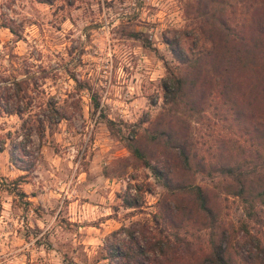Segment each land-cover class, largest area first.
Returning a JSON list of instances; mask_svg holds the SVG:
<instances>
[{"label": "rangeland", "instance_id": "374dc122", "mask_svg": "<svg viewBox=\"0 0 264 264\" xmlns=\"http://www.w3.org/2000/svg\"><path fill=\"white\" fill-rule=\"evenodd\" d=\"M197 1L0 0V86L27 76L35 82L31 113L49 101L63 115L42 140L34 132L27 138L16 114L0 116V264H117L105 255L109 242L125 238L114 231L140 222L156 233L153 216L165 189L132 157L126 138L158 155L161 147L149 135L171 107L204 161L228 131L226 108L210 88L198 98V113L185 99L165 108L164 79L185 66L165 39L179 38L192 49L207 43L195 41ZM237 1L250 0H218L214 10L231 15L236 9L240 21ZM163 116L161 128L168 123ZM12 140L20 143L16 164L9 157ZM27 159L34 160L29 171L21 168ZM207 173L189 171L186 181L209 189L225 226L238 224L240 202L225 195L218 174ZM179 232L194 247L208 241L201 223Z\"/></svg>", "mask_w": 264, "mask_h": 264}, {"label": "trees", "instance_id": "16d2710c", "mask_svg": "<svg viewBox=\"0 0 264 264\" xmlns=\"http://www.w3.org/2000/svg\"><path fill=\"white\" fill-rule=\"evenodd\" d=\"M217 1H197L201 19L195 41L207 42L199 49L183 48L179 38L165 39L172 54L185 66L180 74L167 75L162 87L165 108L185 99L195 113L199 112L196 105L202 95L209 88L213 90L226 108L227 135L216 140L212 157L200 161L192 140L176 125L173 108L168 107L154 121L159 128L149 135V141L161 147L158 155H149L137 139L126 138L132 157L151 171L165 193L160 212L153 216L156 233L147 231L140 222L113 232L125 236L120 243L109 242L105 248L106 258L117 260V264H264L259 235L264 227V3L237 1L242 18L236 21V9L231 15L214 10ZM31 83L35 84L26 76L0 86V116L16 114L23 121L20 129L25 130L26 137L34 132L42 140L46 127L51 128L63 115L50 108L49 101L38 105L41 112L31 113ZM48 109L52 115H47ZM163 115L168 123L161 128ZM106 122L109 128L113 124L109 119ZM19 144L12 140L9 149L15 164L21 159ZM21 154H29L26 145H22ZM21 162L25 171L34 165L31 159ZM189 171L218 174L225 195L240 202L244 218L238 224L225 226L209 189L186 181ZM125 205L137 204L125 201ZM198 223L208 227V241L202 247H194L179 232L188 224L193 227Z\"/></svg>", "mask_w": 264, "mask_h": 264}]
</instances>
